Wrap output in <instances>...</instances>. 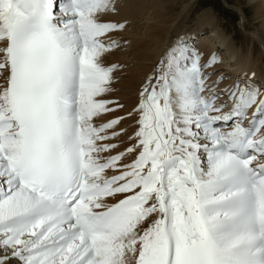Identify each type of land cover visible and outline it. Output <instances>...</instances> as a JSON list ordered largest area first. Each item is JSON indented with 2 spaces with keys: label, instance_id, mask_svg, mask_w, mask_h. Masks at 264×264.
Returning <instances> with one entry per match:
<instances>
[{
  "label": "snow or ice",
  "instance_id": "6c2138e0",
  "mask_svg": "<svg viewBox=\"0 0 264 264\" xmlns=\"http://www.w3.org/2000/svg\"><path fill=\"white\" fill-rule=\"evenodd\" d=\"M119 12L0 0V264H264V79L177 35L126 106Z\"/></svg>",
  "mask_w": 264,
  "mask_h": 264
},
{
  "label": "bare ground",
  "instance_id": "6f19581e",
  "mask_svg": "<svg viewBox=\"0 0 264 264\" xmlns=\"http://www.w3.org/2000/svg\"><path fill=\"white\" fill-rule=\"evenodd\" d=\"M194 1L187 0L176 7L175 0H120L119 16L110 18L128 21L127 29L119 34L128 43L105 58L106 63L126 65L113 84L112 98L126 106L132 105L145 73L166 44L175 36L185 34L181 25L189 18ZM230 8L238 12L244 34L235 30L228 34L224 25L208 11L197 16L193 33L186 34L195 38V46L203 52L216 51L225 72L235 75L254 70L258 79H264V52L250 35L264 39V0H243Z\"/></svg>",
  "mask_w": 264,
  "mask_h": 264
},
{
  "label": "rangeland",
  "instance_id": "374dc122",
  "mask_svg": "<svg viewBox=\"0 0 264 264\" xmlns=\"http://www.w3.org/2000/svg\"><path fill=\"white\" fill-rule=\"evenodd\" d=\"M187 0H175L176 7L180 5L181 2ZM243 0H196L194 1V7L190 12L189 18L185 22L184 25H181L182 33H193V30L196 28V20L197 16L204 11L210 12L216 16V19L222 24V26L226 29L227 33H232L235 30L238 33L244 34L242 29L239 26L240 19L238 18V12L232 10L230 5L235 4L236 2ZM247 19H250V16H247ZM195 23V24H194ZM229 31V32H228ZM243 32V33H242ZM240 46V45H239ZM238 47V46H237ZM111 63V62H107ZM136 90V88L134 89Z\"/></svg>",
  "mask_w": 264,
  "mask_h": 264
}]
</instances>
